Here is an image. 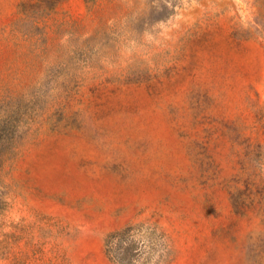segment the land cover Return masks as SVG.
Masks as SVG:
<instances>
[{"label":"rangeland","instance_id":"374dc122","mask_svg":"<svg viewBox=\"0 0 264 264\" xmlns=\"http://www.w3.org/2000/svg\"><path fill=\"white\" fill-rule=\"evenodd\" d=\"M0 264H264V0H0Z\"/></svg>","mask_w":264,"mask_h":264},{"label":"trees","instance_id":"16d2710c","mask_svg":"<svg viewBox=\"0 0 264 264\" xmlns=\"http://www.w3.org/2000/svg\"><path fill=\"white\" fill-rule=\"evenodd\" d=\"M131 228L125 229L123 232L110 235L107 239V250L116 259L129 262L133 257V240L131 239Z\"/></svg>","mask_w":264,"mask_h":264}]
</instances>
